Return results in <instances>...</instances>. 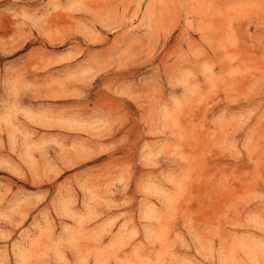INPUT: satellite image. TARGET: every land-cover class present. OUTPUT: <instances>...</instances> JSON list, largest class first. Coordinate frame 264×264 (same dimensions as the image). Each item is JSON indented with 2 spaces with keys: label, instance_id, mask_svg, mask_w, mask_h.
Instances as JSON below:
<instances>
[{
  "label": "rangeland",
  "instance_id": "obj_1",
  "mask_svg": "<svg viewBox=\"0 0 264 264\" xmlns=\"http://www.w3.org/2000/svg\"><path fill=\"white\" fill-rule=\"evenodd\" d=\"M0 264H264V0H0Z\"/></svg>",
  "mask_w": 264,
  "mask_h": 264
}]
</instances>
